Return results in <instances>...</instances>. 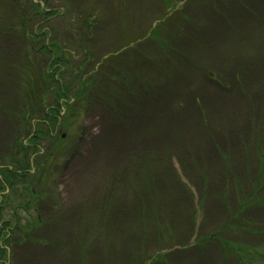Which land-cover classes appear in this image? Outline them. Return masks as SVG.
Returning a JSON list of instances; mask_svg holds the SVG:
<instances>
[{
    "label": "rangeland",
    "instance_id": "obj_1",
    "mask_svg": "<svg viewBox=\"0 0 264 264\" xmlns=\"http://www.w3.org/2000/svg\"><path fill=\"white\" fill-rule=\"evenodd\" d=\"M73 4L96 22V85L59 134L70 148L53 198L30 210L46 223L9 248L11 264H240L247 245L242 264H264V0ZM10 12L0 0V169L25 87L22 44L3 34Z\"/></svg>",
    "mask_w": 264,
    "mask_h": 264
},
{
    "label": "trees",
    "instance_id": "obj_2",
    "mask_svg": "<svg viewBox=\"0 0 264 264\" xmlns=\"http://www.w3.org/2000/svg\"><path fill=\"white\" fill-rule=\"evenodd\" d=\"M6 1L11 12L3 34L22 44L19 77L25 86L22 105L13 116L14 152L0 169V262L11 264L9 248L14 251L28 240L33 227L46 223L33 218L30 210L37 215L43 197L49 202L53 198V170L70 148L59 134L77 126L82 107L91 100L89 88L95 83L94 77H85L90 65L85 44L96 22L92 12L77 10L74 0ZM20 211L28 215L25 226ZM242 252L240 264L253 253L248 245Z\"/></svg>",
    "mask_w": 264,
    "mask_h": 264
},
{
    "label": "bare ground",
    "instance_id": "obj_3",
    "mask_svg": "<svg viewBox=\"0 0 264 264\" xmlns=\"http://www.w3.org/2000/svg\"><path fill=\"white\" fill-rule=\"evenodd\" d=\"M257 69H259V70H262V71H264V60L263 61H261L257 66H256V68H254L253 70H254V72H255V70H257ZM172 112H173V110H171ZM171 111H169V113H165V112H163L162 114H165L166 116H163L162 118H164V117H166L165 119H171L172 121H175V117H170V116H172V113H171ZM179 112V111H178ZM175 113V112H174ZM168 114V115H167ZM161 115V114H160ZM133 118V116H131V117H129L128 119H129V121H131V120H133L132 119ZM190 120V118L188 117V116H181L180 118H178L176 121H178V122H180L181 124H184V123H187L188 121ZM175 121V122H176ZM166 125V123H163V125L161 126V124L159 125V128H160V126H161V130H163L164 129V127L163 126H165ZM136 126V125H135ZM141 126V125H140ZM163 128V129H162ZM113 130H115V128L113 129V128H110L109 129V132H106V135H105V138H103L102 139V141H96V143H100L101 142V145L103 144V143H105V140L107 139L108 140V137H109V135L113 132ZM93 156V153L92 152H90V154H89V156L86 158V160H89V159H91L90 157H92Z\"/></svg>",
    "mask_w": 264,
    "mask_h": 264
}]
</instances>
